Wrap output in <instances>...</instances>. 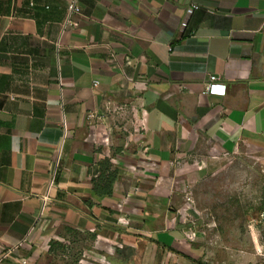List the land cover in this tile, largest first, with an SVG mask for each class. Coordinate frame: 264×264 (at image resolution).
Segmentation results:
<instances>
[{"label": "crops", "instance_id": "0c3cea01", "mask_svg": "<svg viewBox=\"0 0 264 264\" xmlns=\"http://www.w3.org/2000/svg\"><path fill=\"white\" fill-rule=\"evenodd\" d=\"M68 2L0 0V259L24 242L1 264H51L53 241L96 226L95 255L111 258L119 238L181 251L176 230L144 233L152 191L123 177L178 178L192 155L264 151V0H81L65 27ZM211 76L225 96L206 92ZM113 113L137 133L121 148L102 132ZM132 143L137 162L123 156ZM106 158L121 178L99 199Z\"/></svg>", "mask_w": 264, "mask_h": 264}, {"label": "rangeland", "instance_id": "374dc122", "mask_svg": "<svg viewBox=\"0 0 264 264\" xmlns=\"http://www.w3.org/2000/svg\"><path fill=\"white\" fill-rule=\"evenodd\" d=\"M130 121L127 116L113 113L106 128L102 129L103 135L121 148L117 141L124 142L137 135L135 129L126 127ZM124 147L123 156L129 161L140 160L138 156L131 159L132 153L139 154L136 143ZM179 163L185 173L178 178L151 176L144 179L138 175L136 166L132 175L123 177L127 178L130 188L142 185L152 191V206L147 212L153 215V219L146 223L144 233L149 230L158 233L178 231L182 236V253L202 264H264V151L243 148L236 155L220 159L192 155ZM159 185L166 188L165 193L158 188ZM132 228L131 232L142 239L141 225L136 223ZM84 239L81 236L80 240L71 242L69 253L57 251L50 263L195 264L167 251L160 260L153 238L139 240L136 247L125 245L119 238L111 258L105 251L96 255L90 253L92 242ZM84 249L88 252L84 253Z\"/></svg>", "mask_w": 264, "mask_h": 264}, {"label": "trees", "instance_id": "16d2710c", "mask_svg": "<svg viewBox=\"0 0 264 264\" xmlns=\"http://www.w3.org/2000/svg\"><path fill=\"white\" fill-rule=\"evenodd\" d=\"M99 166H100L101 174L99 175L98 178L92 179L93 193L99 199L111 198L114 196L115 185L119 181V179L121 178V172L119 169H116L113 167L110 159H108V158L100 161ZM88 204L91 207L97 205V204L93 203L91 200L88 201ZM98 228H99V226H96V228H94L93 231H87L84 234L79 233L78 231L73 230L71 228H69L68 231L71 233V235L75 239H78L79 237L82 236L86 240L95 241V240H97V237H98L97 233H96ZM154 242H155V244L158 245L159 259L162 260L163 254H165V252H166L165 249L167 246H166V244H163V242H161V241L154 240ZM72 243H73V241H72ZM167 249L169 252H171L175 255H178L180 257H183L189 261H192L195 264H202V262H200L199 260L198 261L194 260V258L189 256L188 254L182 253L181 251H179V247L174 248V247L169 246V247H167ZM57 251H60L63 254L69 253L70 246H67L63 243L53 241L51 243L50 252L56 253Z\"/></svg>", "mask_w": 264, "mask_h": 264}, {"label": "built area", "instance_id": "2783aa9c", "mask_svg": "<svg viewBox=\"0 0 264 264\" xmlns=\"http://www.w3.org/2000/svg\"><path fill=\"white\" fill-rule=\"evenodd\" d=\"M80 1L81 0H69L68 2V15L65 23V27L74 24V18L81 13L80 8ZM32 6H35V3H31ZM49 9V6L46 7ZM198 6L193 7L192 9L188 10V14L191 15L195 10H198ZM186 26V24H184ZM206 92L210 95H218V96H225L227 92V87L225 84L219 82V78L217 76H211L210 82L207 86ZM46 203V202H45ZM24 242H21L16 247L10 249L3 258L0 259V264L3 260L7 259L9 256L17 252L20 248H22Z\"/></svg>", "mask_w": 264, "mask_h": 264}]
</instances>
